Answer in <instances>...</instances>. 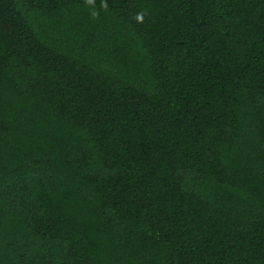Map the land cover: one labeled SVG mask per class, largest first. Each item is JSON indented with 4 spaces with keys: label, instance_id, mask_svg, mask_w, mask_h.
<instances>
[{
    "label": "trees",
    "instance_id": "obj_1",
    "mask_svg": "<svg viewBox=\"0 0 264 264\" xmlns=\"http://www.w3.org/2000/svg\"><path fill=\"white\" fill-rule=\"evenodd\" d=\"M0 264H264V0H0Z\"/></svg>",
    "mask_w": 264,
    "mask_h": 264
}]
</instances>
